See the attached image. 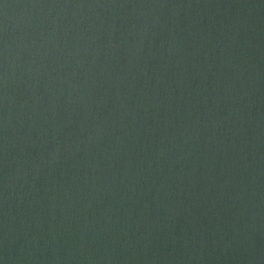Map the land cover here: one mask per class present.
I'll use <instances>...</instances> for the list:
<instances>
[{
  "label": "water",
  "instance_id": "water-1",
  "mask_svg": "<svg viewBox=\"0 0 264 264\" xmlns=\"http://www.w3.org/2000/svg\"><path fill=\"white\" fill-rule=\"evenodd\" d=\"M0 264H264V0H0Z\"/></svg>",
  "mask_w": 264,
  "mask_h": 264
}]
</instances>
